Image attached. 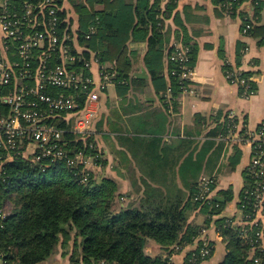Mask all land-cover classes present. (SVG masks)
Returning a JSON list of instances; mask_svg holds the SVG:
<instances>
[{
  "label": "trees",
  "instance_id": "1",
  "mask_svg": "<svg viewBox=\"0 0 264 264\" xmlns=\"http://www.w3.org/2000/svg\"><path fill=\"white\" fill-rule=\"evenodd\" d=\"M62 1H65L64 5L68 4L60 10L62 17L67 19L63 28L66 27L71 35L77 34L80 44L97 51L100 63H107V70L114 73L112 80L117 84L119 92L125 90V78L128 77L129 62L126 55L129 39H148L147 60L150 69L156 73L162 68L160 62L164 55L162 44L165 21L175 10L177 0H169L165 8H162L161 0ZM217 1L226 12L225 0ZM245 1H235L236 8L230 13L242 16V28L252 19L240 11L239 5ZM252 1L253 15L260 17L262 1ZM98 3L101 5L99 8L96 7ZM70 9L75 11L71 12ZM176 14L179 18V13ZM180 24L183 33L179 36L182 40L178 44L189 47L188 64L192 67L197 58V46L191 42L184 24ZM92 26L95 32L88 38ZM258 26L254 24L246 33H254ZM174 49L175 45H172L167 58L170 72L168 85L172 91L171 101L176 107L184 79L180 77L178 64L170 59ZM84 54L87 57L90 55L88 51H84ZM154 59H157L155 68L151 67ZM225 70L231 71L234 68L226 62ZM234 74L248 79L251 76L250 71L244 70ZM249 83L257 90L252 79H249ZM167 88H164V92ZM240 88L243 92L244 87ZM223 123L222 128L226 127L227 119ZM57 124L66 129L64 138L70 141V146L75 141L71 149L81 150L86 156L97 155L98 140L95 133L79 135L75 140L77 135L71 132V121L60 119ZM117 140L125 148V135H119ZM134 141L136 145L139 143L136 138ZM192 142L181 139L175 146L161 147L160 140L150 137L143 146L149 173L142 172L140 183L138 179H132L133 185L142 193L136 194L133 201L125 206L117 204V207H112L119 203L121 195L117 192L120 183L116 178L104 176L99 180L92 167L84 163L72 167L61 161L45 166V163L41 165L29 158L17 156L7 163L6 179L0 180V206L8 199L13 201L12 211L0 226L2 264H37L49 258L61 241L67 243L72 240L75 245L71 256L73 263L172 264L169 255L175 252V246L192 243L204 225L189 221L188 213L199 206L194 195L201 175L214 168L220 155L217 147L208 155L214 147L210 139L200 147L197 145L192 148ZM124 153L125 149L119 151L123 156L120 158L121 164L125 160ZM99 161L97 158L96 162ZM158 173L161 176H152ZM245 179L247 183L249 176L246 173ZM231 198L233 191L230 188L215 192L212 199L218 206L214 205L211 213H220ZM202 208L204 212L209 211L208 205ZM229 219L228 215L216 219L226 245L225 258L218 264H264V261L256 263L253 260L250 242L240 235V226L232 224V219ZM210 221L211 218L207 217L205 224ZM151 240L167 252L165 257H154L148 253L147 247ZM213 251L207 257L200 258L198 264L208 259Z\"/></svg>",
  "mask_w": 264,
  "mask_h": 264
},
{
  "label": "crops",
  "instance_id": "2",
  "mask_svg": "<svg viewBox=\"0 0 264 264\" xmlns=\"http://www.w3.org/2000/svg\"><path fill=\"white\" fill-rule=\"evenodd\" d=\"M168 1L161 0L162 8L166 7ZM261 1V15L255 22L259 26L254 33L249 34L243 31L242 16L223 11L217 0H177L175 10L165 21L162 44L164 55L160 62L162 68L156 73L151 71L147 60L148 39H129L125 90L119 92L115 81L110 79L102 89L99 112L90 124V133H95L99 146H105L106 143L97 137V127H100L101 135L109 142L108 147L104 149L106 158L110 159L114 153L120 155L119 151L125 149V173L124 169L120 171L116 168L118 174L115 175L107 169V176L117 180L125 177V190L128 189L131 193V190L136 188L132 179H138L140 183L143 173H149L143 146L150 137L160 140L161 147L175 146L181 139H189L193 140L191 147L194 148L210 139L214 142V147L208 155L212 154L216 147L220 150V155L214 168L204 171L203 174L206 173L214 179L215 192L232 189L233 198L227 202L224 209L226 215L237 207L245 182V169L250 161V150L246 146L227 142L219 137L225 133L226 127L222 128V123L227 119L229 112H233L243 126L255 128L264 122V0ZM96 7L101 5L98 3ZM253 10L252 0H247L240 6V11L247 17L254 16ZM177 12L179 18L176 17ZM180 23L184 24L191 42L197 46V58L192 66L193 72L188 86L191 90L181 92L175 107L168 85L170 72L167 54L172 45L182 40L179 37L183 33ZM226 62L234 69L251 72L250 77L257 86L253 95L244 96L241 85L230 82L226 75ZM100 65L106 67L108 64ZM100 65H94L92 69L98 80ZM156 66L157 59H154L151 67ZM111 85L114 88L112 94L109 91ZM166 86L168 88L164 92ZM119 135H125V148L115 140ZM135 138L139 140L137 145ZM116 160L118 163L119 158ZM98 166L95 163L91 165L92 170L97 172V177L103 175L97 171ZM145 177L149 179L148 176ZM177 180H180L178 176ZM135 190L137 195L142 193L141 190ZM203 220L201 222H204ZM189 221L192 222L191 219ZM210 234L215 241L214 251L201 264H218L226 255L225 241L215 236L212 231ZM194 246L195 243H188L173 252L172 264H183L186 255ZM74 251V240L67 243L61 241L49 258L37 264H70L69 259ZM147 251L154 257H165L167 254L153 240L149 242Z\"/></svg>",
  "mask_w": 264,
  "mask_h": 264
},
{
  "label": "built area",
  "instance_id": "3",
  "mask_svg": "<svg viewBox=\"0 0 264 264\" xmlns=\"http://www.w3.org/2000/svg\"><path fill=\"white\" fill-rule=\"evenodd\" d=\"M235 1L225 0L226 12L232 13ZM62 2V3H61ZM62 0H0V180L7 177V163L14 158H29L45 166L64 161L68 166L88 162L81 150H73L64 138L66 129L59 127L57 120L71 121V132L77 135L90 133V124L100 109L102 89L112 80L114 73L100 65L97 51L80 44L77 34L67 32L60 10L66 8ZM240 7V5H239ZM238 7V8H239ZM243 31L253 27L259 16L251 17ZM76 30V29H74ZM95 32L91 27L87 37ZM88 51V57L84 54ZM189 47L176 44L170 54L180 68L184 79L182 90L187 91L189 77L193 72L188 64ZM100 65V80L92 69ZM234 69L227 71L231 83L243 86L244 96L253 95L251 77H239ZM171 87L169 88V91ZM222 140L236 142L250 150V161L246 167V179L242 197L237 201L236 211L228 215L232 224L238 225L245 241L253 250L251 256L256 263L264 261V122L255 128L241 125L233 112L227 114ZM46 159H49L46 160ZM46 161V162H45ZM214 179L201 175L194 200L209 206L207 216L211 223L203 225L196 245L189 251L186 264H198L200 258L211 254L215 247V236L224 240L216 219L226 215L211 213L214 205ZM0 226L7 218L8 202L0 206ZM202 242V245L200 243ZM178 251L181 246H175ZM199 249V250H198ZM188 255V254H187ZM173 253L169 256L172 259ZM205 260V259H204ZM74 264H80L76 262Z\"/></svg>",
  "mask_w": 264,
  "mask_h": 264
},
{
  "label": "rangeland",
  "instance_id": "4",
  "mask_svg": "<svg viewBox=\"0 0 264 264\" xmlns=\"http://www.w3.org/2000/svg\"><path fill=\"white\" fill-rule=\"evenodd\" d=\"M77 1H80V0H77ZM73 3V2H72ZM68 5V4H67ZM69 11H75L74 9H70ZM189 81H191V78L189 77ZM189 90H191V89H187V91H189ZM109 91L111 92V94L113 93V91H114V88H113V85H111L110 87H109ZM183 91V90H182ZM102 128H103V126H102ZM95 132H97V137H99V140L101 139V142L103 141V142H105L106 144H105V146L103 145V146H99V144H98V148H97V150H98V153H96L97 155H88L87 156V160H88V162H87V164H86V162H84V165H86L87 167H90L91 165H93V163H95V165H99L98 167L99 168H102V169H99V168H96L97 169V171H99L100 173L99 174H103V175H100L99 177H97V179H101L102 177H104V176H106L107 177V173H108V171H107V169H110L114 174L116 173V174H118V170H120V171H122V169H124L123 170V172L125 173V160H124V162H122V164L120 163V158H122L123 156L121 155H118V154H116V153H114L113 154V156L110 158V159H108V158H106V156H105V153H104V149L106 148V147H108V141H107V138L106 137H104V136H102L101 134V129H100V127H97L96 128V130H95ZM116 138H117V136H116ZM112 139H113V137H112ZM115 140H117V139H115ZM118 141V140H117ZM110 149V148H109ZM100 155V156H99ZM100 159V161L99 162H96V159ZM116 158H119V162L117 163L116 161ZM104 161V162H103ZM122 165V166H121ZM107 167V168H106ZM116 168H118V170L116 169ZM101 170V171H100ZM111 173V172H110ZM97 174V172L95 171V175ZM115 174V175H116ZM206 174V173H205ZM97 176V175H96ZM152 176L153 177H158V176H161V175H159V173L157 174V175H155V174H152ZM111 177V176H110ZM123 179H121V180H117V181H119L118 183H120L119 185H120V189L119 190H117V192L119 191L120 193H121V195H120V197L118 198L119 200V203H116L115 204V206L113 205L112 207H117L119 204H121V205H123V206H125L127 203H130L131 201H133V199H134V195H136V188L134 189H132L131 190V193L129 192V190L128 189H126L125 190V177H122ZM116 192V193H117ZM134 192H135V194H134ZM127 193V194H126ZM214 193H215V190H214ZM132 198V199H131ZM135 201V200H134ZM7 202H8V207H6V210L10 213V211H12V208H13V201H11V200H7ZM198 202V204H199V206H197L195 209H193V210H189V213H188V216H189V219H191L192 220V222L193 223H200L203 219V221L204 222H201V224L203 225L204 223H206V220H207V212H204V210H203V208L202 207H204L205 205L202 203V202H199V201H197ZM118 204V205H117ZM194 213H198V214H194ZM225 213V212H224ZM233 214H236L237 216H238V212L236 211V207L234 208V209H232L231 210V212H229V214L228 215H233ZM196 216H197V218H196ZM194 220V221H193ZM211 223V221L209 222V224ZM200 224V225H201ZM197 241H198V239L197 238H194V240H193V243H195V245H196V243H197ZM176 252V251H175ZM172 254V253H171ZM170 254V255H171ZM169 255V256H170ZM187 256V255H186ZM71 257V256H70ZM70 260V264H74L72 261H71V258L69 259ZM185 260H186V257H185ZM104 262V261H103ZM103 264H111V263H107V262H105V263H103ZM183 264H185V262H183Z\"/></svg>",
  "mask_w": 264,
  "mask_h": 264
}]
</instances>
